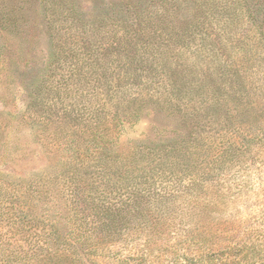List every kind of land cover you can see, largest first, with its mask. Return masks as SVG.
<instances>
[{
	"label": "rangeland",
	"instance_id": "374dc122",
	"mask_svg": "<svg viewBox=\"0 0 264 264\" xmlns=\"http://www.w3.org/2000/svg\"><path fill=\"white\" fill-rule=\"evenodd\" d=\"M0 264H264V0H0Z\"/></svg>",
	"mask_w": 264,
	"mask_h": 264
}]
</instances>
